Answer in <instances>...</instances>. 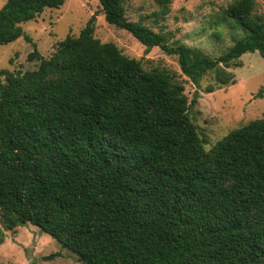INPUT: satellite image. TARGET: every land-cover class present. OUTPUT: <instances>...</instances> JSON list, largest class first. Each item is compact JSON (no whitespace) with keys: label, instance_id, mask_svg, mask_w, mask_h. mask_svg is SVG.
<instances>
[{"label":"trees","instance_id":"16d2710c","mask_svg":"<svg viewBox=\"0 0 264 264\" xmlns=\"http://www.w3.org/2000/svg\"><path fill=\"white\" fill-rule=\"evenodd\" d=\"M126 1L98 0L105 22L175 56L195 86L206 73L231 83L226 68L246 53L264 61L254 0L222 10L245 35L216 59L128 20ZM155 1L167 15L171 0ZM64 2L5 0L0 46ZM93 22L48 59L34 49L36 70L0 72V224L36 226L82 264H264V119L206 151L197 93L188 103L174 73L100 42Z\"/></svg>","mask_w":264,"mask_h":264},{"label":"rangeland","instance_id":"374dc122","mask_svg":"<svg viewBox=\"0 0 264 264\" xmlns=\"http://www.w3.org/2000/svg\"><path fill=\"white\" fill-rule=\"evenodd\" d=\"M233 1L171 0L169 13L160 16L155 0H127L125 14L130 21H140L154 32L166 34L169 42L178 41L216 59L245 35L222 16V10ZM4 2L0 0V8ZM253 15L264 16V0H254ZM91 17L94 37L100 42L115 44L123 55L139 60L146 70L163 68L174 73L188 103L197 93L190 113L198 132L206 138V151L233 129L264 119V61L257 52L242 55L237 66L232 63L226 68L234 77L231 83L218 85L215 74L206 73L195 86L181 73L175 56L157 47L146 53L129 33L107 24L98 0H65L60 8L47 9L35 20L22 24V37L0 46V72L36 70L39 61L28 59L34 49L42 59L50 58L57 43L66 36H77ZM0 80L4 81V75ZM0 264L82 263L48 234L27 223L11 231L0 224Z\"/></svg>","mask_w":264,"mask_h":264}]
</instances>
